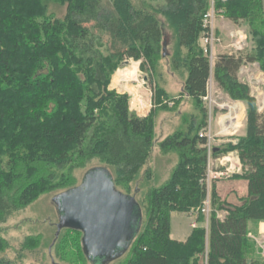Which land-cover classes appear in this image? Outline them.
Masks as SVG:
<instances>
[{"label": "trees", "instance_id": "16d2710c", "mask_svg": "<svg viewBox=\"0 0 264 264\" xmlns=\"http://www.w3.org/2000/svg\"><path fill=\"white\" fill-rule=\"evenodd\" d=\"M51 1L66 7L62 18L47 12ZM210 3L165 0L143 9L130 0H0V223L43 194L75 187L72 171L92 161L113 169L116 189L129 196L140 174L150 180L145 167L153 148L154 111L166 110L165 103L175 98L149 81L150 113L131 117L129 96L109 84L125 60L154 74L165 45L163 19L175 38L172 66L182 65L186 72L181 95L195 103L198 115L183 116L181 127L158 142L162 155L176 152L178 161L165 182L145 191L142 203L135 200L144 223L115 261L125 256L122 264H200L206 252L208 264H264L248 237L249 224L264 222V115L238 79L245 64L257 63L264 73V9L262 0H213L218 16L246 27L254 47L218 55L211 67L200 45ZM211 75L219 89L245 106L244 135L214 152H237L243 172L234 178L245 180L246 189L237 191L236 204L222 197L216 180L205 183L206 139L199 131L206 127L201 100ZM206 199L207 217L200 212ZM195 209L196 226L186 240L172 239L171 214ZM59 232L65 234L58 238V254L65 253L67 262L73 249L87 262L81 233ZM70 233L78 238L69 236L68 247L64 238ZM6 249L0 238V253Z\"/></svg>", "mask_w": 264, "mask_h": 264}, {"label": "rangeland", "instance_id": "374dc122", "mask_svg": "<svg viewBox=\"0 0 264 264\" xmlns=\"http://www.w3.org/2000/svg\"><path fill=\"white\" fill-rule=\"evenodd\" d=\"M130 1L135 6L143 9H152L163 5L165 2V0ZM262 6L264 9V0H262ZM65 8V6H61L52 1L47 3V12L56 18H62L64 16ZM161 21L164 24L165 45L162 50V58L158 62L154 74L149 76L148 70L141 71L139 68L140 62L125 60L121 67L115 70L109 84L110 90H115L119 94L125 93L129 96V115L131 117H144L150 113L152 108V93L149 81L155 83L157 87L164 89L169 97L175 98L174 101L171 100L165 103L167 106L166 110L161 109L154 111L153 148L150 160L145 167V170L150 169V180H145L148 178V175L142 171L143 174H140L132 183L129 193L139 204L140 202L142 203L141 199L150 186L157 187L165 182L178 161V154L176 152H169L168 154L162 155L158 149V142L181 127L183 116H189L190 114L198 115L195 103L186 95H181L186 72L182 65L178 68L172 66L170 56L174 52L175 47L174 33L165 20L161 19ZM214 25L216 27L215 33L220 39V43L216 44L213 48V60L211 61V65H214L218 55H222L229 51V34L232 30L238 29L245 33L247 45L244 50H246L245 52L252 51L254 44L251 38L248 37L246 27L236 26L223 17H216ZM133 63H136V73L134 71L135 64ZM131 64L133 66L130 69L129 66ZM213 65L211 67H213ZM126 72H130L129 74L133 73V75H135L133 77L134 79L125 82L122 81L124 79L118 78L115 83L116 86L114 87L113 80L116 79V74L120 75ZM238 79L249 88L250 94L254 97L257 112L264 115V73L260 71L259 65H257V63L243 65L238 72ZM126 83L133 86V93L137 96L136 98L134 95L136 101L138 98H141L139 100H141L143 104H147L146 111L140 112V110L138 111L137 109L131 108V102L135 103V101L133 100L131 92L124 88ZM201 101L206 109V127L200 130L199 134H206L203 136H205L206 139L207 159H209L210 172H221L226 169V167L230 166L233 172L228 173L218 181L216 180L215 183L217 188L220 189L222 197H226L231 204H236L235 197L237 198V191L243 192L246 189L245 180L234 178L235 175H241L243 172L237 152H221L216 155L214 152L226 145L235 144L236 139L244 135L246 121L244 103L230 99L217 87L212 75L207 83L206 96L203 97ZM95 168L104 169L110 176H113V169L101 166L98 162L92 161L85 167L72 171V184L78 186L85 174ZM62 174H65V172ZM119 191L125 194L124 189L120 188ZM59 193H62V190L39 196L26 209L12 214L5 222L0 223V238L4 239L7 243V249L0 253V260H4L8 262V264H90L83 262L82 259L78 260L73 249H70V252L66 254V257L70 258L67 262L63 258L65 253L63 254V251H61L63 254L61 256L57 252L58 238L65 234V232H57L56 225L58 223V213L52 202V197ZM196 210L197 209L191 211L192 215ZM140 214L141 222L139 230L142 229L144 223V211L141 210ZM217 215L223 217L225 213L219 212ZM191 221L192 218L187 215L180 213L172 214L171 238L180 240L185 234H188L190 231L188 224ZM192 224L190 225L191 227ZM69 236L78 238L77 234H68V236L64 238L65 241H68V247L72 240V237L70 238ZM248 237L256 246L258 242L259 246L264 249V240L259 241L251 235H248ZM123 259H125V256L109 264H122L121 262ZM247 264H249V262Z\"/></svg>", "mask_w": 264, "mask_h": 264}, {"label": "water", "instance_id": "95a60500", "mask_svg": "<svg viewBox=\"0 0 264 264\" xmlns=\"http://www.w3.org/2000/svg\"><path fill=\"white\" fill-rule=\"evenodd\" d=\"M57 232L81 233V249L90 264H109L130 247L139 231L140 208L134 197L121 193L112 176L95 168L78 186L56 194Z\"/></svg>", "mask_w": 264, "mask_h": 264}, {"label": "built area", "instance_id": "2783aa9c", "mask_svg": "<svg viewBox=\"0 0 264 264\" xmlns=\"http://www.w3.org/2000/svg\"><path fill=\"white\" fill-rule=\"evenodd\" d=\"M216 17H222V16L217 15V12L215 11L214 6H213V0H211L209 10L202 17L201 24H202L203 31H202V36L200 38V45L203 48V52L205 53V55H207L210 63L213 60V48L216 46V44L220 43V39L216 36V33H215L216 27L214 25V21ZM246 40L247 38L244 32L238 29L232 30L229 34V43H228L229 51L226 53L233 54V53L243 51L247 45ZM203 135H206V134L200 133L199 137L205 138V136ZM231 172H233V170H231L230 166L226 167V169H224L221 172H216V173L210 172L209 159H208L206 175H205V183L207 187L210 185L211 181L219 180ZM208 210H209L208 209V199H206V201L203 203V207L200 209V212L207 217ZM217 217L220 219L222 218L221 216H218V215ZM195 226H196L195 223H193L192 228H194ZM200 264H208L206 252L203 255V258Z\"/></svg>", "mask_w": 264, "mask_h": 264}, {"label": "crops", "instance_id": "0c3cea01", "mask_svg": "<svg viewBox=\"0 0 264 264\" xmlns=\"http://www.w3.org/2000/svg\"><path fill=\"white\" fill-rule=\"evenodd\" d=\"M133 64H135V67H134V71H135V73H136V63H133ZM132 64L129 66V68L131 69L132 68ZM131 75H132V73H131ZM135 76V75H134ZM134 78L133 77H131V78H128V79H126V80H122V81H129V80H133ZM115 87V86H114ZM124 88L126 89V90H128V91H130L131 92V94L133 95V100L135 101V103H132L131 102V108L132 109H137L138 111L140 110V112H144V111H146V109H147V104L145 103V104H143V102L141 101V100H139V99H141V98H138V100L136 101V98H137V96L135 95V93H133L134 92V89H133V86H131V85H128L127 83H126V85L124 86ZM133 89V90H132ZM134 95H135V97L136 98H134ZM241 104V103H240ZM133 105V106H132ZM243 106V105H242ZM223 213H225L224 211H222ZM172 214H174V213H172ZM171 214V215H172ZM185 215V214H184ZM187 216H189V217H191L192 218V221L188 224V228L190 229V231L192 230V227L190 226L192 223H195V218H194V216L192 215H187ZM222 217V216H221ZM224 217V216H223ZM196 225V224H195ZM250 225V227H248L249 228V235H251L252 237H254L255 239H258L259 241L260 240H264V222H261V223H258L257 225H253V224H249ZM190 231L188 232V234H185L184 236H183V238L182 239H180V240H178V241H185L186 240V238L188 237V235L190 234ZM173 239V238H172ZM175 240H177V239H175ZM264 242V241H263ZM257 255L258 256H261V257H264V249L262 248V247H260L259 246V244H258V242H257Z\"/></svg>", "mask_w": 264, "mask_h": 264}, {"label": "bare ground", "instance_id": "6f19581e", "mask_svg": "<svg viewBox=\"0 0 264 264\" xmlns=\"http://www.w3.org/2000/svg\"><path fill=\"white\" fill-rule=\"evenodd\" d=\"M130 72H126V73H123V74H116L117 76H116V79H114L113 80V86H116L115 85V83H116V81H117V79L118 78H121V79H124V80H126V79H128L129 77L131 78V77H134V75H133V73H132V75L131 74H129ZM133 90V89H132Z\"/></svg>", "mask_w": 264, "mask_h": 264}]
</instances>
